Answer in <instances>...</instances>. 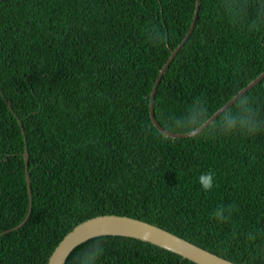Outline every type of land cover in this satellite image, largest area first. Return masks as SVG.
Instances as JSON below:
<instances>
[{
  "label": "trees",
  "instance_id": "16d2710c",
  "mask_svg": "<svg viewBox=\"0 0 264 264\" xmlns=\"http://www.w3.org/2000/svg\"><path fill=\"white\" fill-rule=\"evenodd\" d=\"M196 3L0 0V264H47L72 228L101 214L264 264V130L225 135L222 112L199 134L173 138L151 119L154 83ZM263 72L264 0H202L158 87L156 117L188 132L173 122L195 102L210 118ZM242 99L264 121V79L227 109ZM208 172L205 192L199 176ZM97 244L96 264H198L121 235L81 243L65 264Z\"/></svg>",
  "mask_w": 264,
  "mask_h": 264
},
{
  "label": "water",
  "instance_id": "95a60500",
  "mask_svg": "<svg viewBox=\"0 0 264 264\" xmlns=\"http://www.w3.org/2000/svg\"><path fill=\"white\" fill-rule=\"evenodd\" d=\"M201 1L197 0L196 9L193 17V21L190 28L182 40V42L172 51L171 57L161 68L159 75L154 83L152 92L150 94V115L154 125L164 134L173 138H184L195 136L197 134H190L189 132L178 133L173 132L165 128L157 119L155 113V102L158 87L162 81V78L167 71L169 65L172 63L176 57L179 50L187 42L190 35L194 31L196 26V21L199 15ZM264 79V72L253 79L248 85L242 88L231 100H229L225 105H223L218 111H216L200 130L201 132L212 124L223 111H225L229 106L235 103L241 96L246 92L251 90L254 86L259 84ZM11 106V104L9 103ZM25 157V169H26V180L30 187L31 177L29 171V152L26 149L24 153ZM31 192V190H30ZM17 228V227H16ZM102 235H121L137 238L143 241H147L163 247L165 249L171 250L188 258L198 264H240L224 258L218 254H215L197 244H194L167 229H164L158 225L152 224L150 222L131 217L128 215L120 214H101L97 216L90 217L74 228H72L60 241L57 247L54 249L53 253L49 257L47 264H65L68 257L72 251L79 246L81 243Z\"/></svg>",
  "mask_w": 264,
  "mask_h": 264
},
{
  "label": "clouds",
  "instance_id": "9594fccd",
  "mask_svg": "<svg viewBox=\"0 0 264 264\" xmlns=\"http://www.w3.org/2000/svg\"><path fill=\"white\" fill-rule=\"evenodd\" d=\"M209 120V114L206 107L199 101L195 102L190 108L186 117L178 118L173 123L177 128L187 130L190 134H199L201 129ZM264 130V121L256 118L254 110L248 106V101L242 99L236 106V111L227 109L218 122L217 131L227 135L234 132H240L248 135H254ZM199 183L202 189L207 192L213 187V173H203L199 176ZM224 209L220 208L214 213L218 220H225L223 216ZM103 253L101 245L97 244L90 248L80 259V264H96V261Z\"/></svg>",
  "mask_w": 264,
  "mask_h": 264
}]
</instances>
